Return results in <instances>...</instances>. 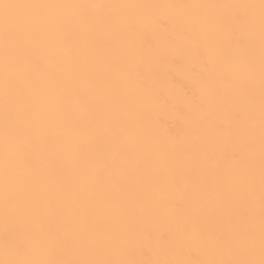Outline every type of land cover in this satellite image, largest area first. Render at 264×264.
Here are the masks:
<instances>
[{
    "label": "snow or ice",
    "instance_id": "snow-or-ice-1",
    "mask_svg": "<svg viewBox=\"0 0 264 264\" xmlns=\"http://www.w3.org/2000/svg\"><path fill=\"white\" fill-rule=\"evenodd\" d=\"M0 264H264V0H0Z\"/></svg>",
    "mask_w": 264,
    "mask_h": 264
},
{
    "label": "bare ground",
    "instance_id": "bare-ground-1",
    "mask_svg": "<svg viewBox=\"0 0 264 264\" xmlns=\"http://www.w3.org/2000/svg\"><path fill=\"white\" fill-rule=\"evenodd\" d=\"M154 2H168V0H154ZM163 126L171 130L173 133H180L182 131L183 123L174 114H167L162 117Z\"/></svg>",
    "mask_w": 264,
    "mask_h": 264
}]
</instances>
